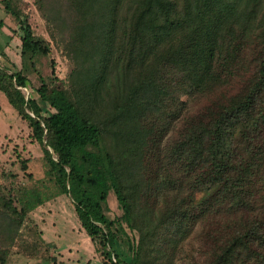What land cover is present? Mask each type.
Returning <instances> with one entry per match:
<instances>
[{"label":"trees","instance_id":"1","mask_svg":"<svg viewBox=\"0 0 264 264\" xmlns=\"http://www.w3.org/2000/svg\"><path fill=\"white\" fill-rule=\"evenodd\" d=\"M65 1L70 18L58 27L69 34L71 93L49 97L41 74L32 87L50 45L1 0L21 45L19 65L0 63V92L104 263H122L126 226L139 236L134 264H172L199 235L211 243L207 264H264V0ZM253 44L259 65L240 92L169 123L181 97L187 106L226 85ZM113 193L123 214L109 220ZM42 203L32 187L0 192V264Z\"/></svg>","mask_w":264,"mask_h":264},{"label":"rangeland","instance_id":"2","mask_svg":"<svg viewBox=\"0 0 264 264\" xmlns=\"http://www.w3.org/2000/svg\"><path fill=\"white\" fill-rule=\"evenodd\" d=\"M1 1L9 2L13 12L28 20L35 36L49 43L50 54L41 56L37 60L35 68L38 73H30L31 85L36 90L42 86L39 79L41 74L50 87L49 97L56 94L62 101L63 89L70 92L72 88L71 73L74 68L73 61L65 49L67 45L63 41L69 34L60 33L61 30L58 27V24L70 18L66 1ZM12 13L9 14L13 19L7 17L5 25L15 28L16 24L19 30L18 21ZM0 16L4 18L5 15L0 13ZM9 36L0 27V45H4L10 56L18 60L19 55L13 50L10 52L6 45L10 41ZM11 42L10 48L18 45L20 47V36L15 34ZM259 57L260 48L257 44L247 47L242 58L241 69L226 85L218 87L207 98L192 100L187 106L183 105L186 98L181 97L176 108L169 111V123L174 118L179 121L188 115L198 116L210 105L223 103L240 92L258 68ZM0 60L12 68L11 63H6L3 58ZM31 94L36 96V92ZM30 134L27 124L22 122L6 96L0 92V192L9 194L23 186L32 187L41 193L43 199V203L36 205L29 213L15 246L10 250L8 264H109L104 263L91 240L88 239L87 233L82 229L71 199L61 194L54 182L46 176L43 177L46 171L44 155L39 144L31 146ZM175 140L174 136H170L166 140L165 148ZM28 159H32L30 167L23 171V162ZM148 167L150 173L155 176L156 164L150 157ZM41 206L42 210H40ZM106 214L109 220L120 218L123 214L114 193L109 197ZM125 228L126 233L120 235L117 246V251L123 260L120 264H134L132 255L139 236L137 232L131 231L126 226ZM210 245V241L203 240V237L199 235L189 245H185L183 252L178 251V258L172 264H196L197 262L207 264L202 251L209 249Z\"/></svg>","mask_w":264,"mask_h":264},{"label":"crops","instance_id":"3","mask_svg":"<svg viewBox=\"0 0 264 264\" xmlns=\"http://www.w3.org/2000/svg\"><path fill=\"white\" fill-rule=\"evenodd\" d=\"M0 13L2 14H4L5 16H4V18H2L1 16H0V21L4 24L3 25V27H1V28H3V30L5 31V33L7 34V35H10L9 36V39H10V41L9 42H7L6 43V45L8 46V50L10 51V52H12L11 50H13L15 53H17V55L19 54V45L18 46H15V47H11L10 48V46H11V39L14 37V35L16 34V35H19V31H18V28L16 27V24H15V28H9L7 25H5V20H6V18L7 17H11L12 18V16L9 14V13H7L6 11H5V9L3 8V6L0 4ZM13 19V18H12ZM6 49V47L3 45V46H1L0 45V58H3L4 60H6V63L8 62V60L5 58V56H7L8 58H9V61H11L12 63H14V64H16V65H19V63H20V57H19V61L17 60V58L15 59H13L12 58V56H10V53H8V51H6L5 50ZM0 63L2 64V65H4V66H7V67H9L7 64H4L3 63V61H1L0 60ZM9 63V62H8ZM12 69H14L13 68V65H12ZM19 116V115H18ZM20 118V117H19ZM21 119V118H20ZM23 122V121H22ZM24 123V122H23ZM29 129V128H28ZM30 130V129H29ZM31 132V131H30ZM31 135V134H30ZM31 146H36L38 143L37 142H35V141H33L32 139H31ZM40 157H42V155L40 156ZM33 159V158H32ZM32 159H28V163H27V165H28V167H30V162H31V160ZM39 159H41V158H39ZM32 173V172H31ZM44 174V173H43ZM46 175H44L43 177H45ZM69 198V197H68ZM49 202V201H48ZM41 209L40 210H42V206L40 207ZM39 210V211H40ZM83 229V228H82ZM84 230V229H83ZM85 231V230H84ZM86 232V231H85ZM88 239H90V238H88Z\"/></svg>","mask_w":264,"mask_h":264}]
</instances>
